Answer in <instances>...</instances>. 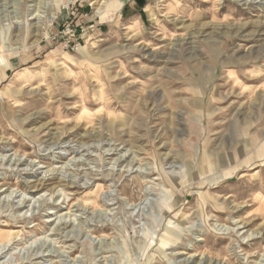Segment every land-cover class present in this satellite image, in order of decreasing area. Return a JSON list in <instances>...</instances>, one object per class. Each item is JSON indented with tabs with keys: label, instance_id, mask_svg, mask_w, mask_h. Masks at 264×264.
Segmentation results:
<instances>
[{
	"label": "clouds",
	"instance_id": "9594fccd",
	"mask_svg": "<svg viewBox=\"0 0 264 264\" xmlns=\"http://www.w3.org/2000/svg\"><path fill=\"white\" fill-rule=\"evenodd\" d=\"M0 264H264V0H0Z\"/></svg>",
	"mask_w": 264,
	"mask_h": 264
}]
</instances>
